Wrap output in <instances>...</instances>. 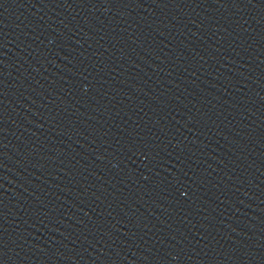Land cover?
I'll return each instance as SVG.
<instances>
[{"label": "water", "instance_id": "water-1", "mask_svg": "<svg viewBox=\"0 0 264 264\" xmlns=\"http://www.w3.org/2000/svg\"><path fill=\"white\" fill-rule=\"evenodd\" d=\"M36 264H264V0H212Z\"/></svg>", "mask_w": 264, "mask_h": 264}]
</instances>
